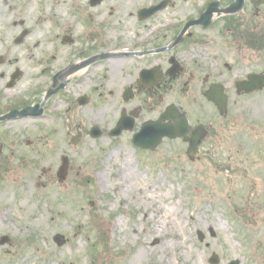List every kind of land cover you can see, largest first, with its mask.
<instances>
[{
	"label": "rangeland",
	"instance_id": "1",
	"mask_svg": "<svg viewBox=\"0 0 264 264\" xmlns=\"http://www.w3.org/2000/svg\"><path fill=\"white\" fill-rule=\"evenodd\" d=\"M158 1L107 0L91 12L88 0H0V58L4 60L0 63V73H6L8 78L19 70L15 88L27 101H36L51 85V75L54 77L76 58L85 57L81 52L106 51L123 35L130 44L142 43L140 36L147 29L136 20V11ZM207 1L171 0L172 6L149 18L150 26L161 27V44L170 35L164 28L194 18L204 10ZM57 7H61V17L53 25ZM108 7L112 14L105 13ZM118 9L125 10L122 22L115 21ZM48 16L51 17L44 21ZM62 20L64 25L59 26ZM100 20H107L112 26L104 23L100 27ZM252 25L256 28L252 29ZM24 31L26 35L21 42L15 43ZM151 32L154 29H150ZM259 36L264 39V4L256 14L247 2L242 12L217 17L206 31H196L190 43L185 39L183 54L190 60L197 59L200 64V59L206 60L207 67L214 71L213 80L227 85L225 90L233 109L243 108L242 121H259L257 129L252 131L254 135L244 137L247 143L253 142L262 155L264 89L251 95L240 94L242 97L234 90L235 79H242L251 71H264V43H260ZM107 40V44L103 42ZM170 55L161 60L165 71L174 66ZM130 62L128 60V68L118 72L111 71L107 60L85 68L89 73L87 77L71 79L64 90L44 103L46 119H27L19 125L13 121L0 126V143L6 155L0 159L3 163L0 237L6 235L10 239L9 243L0 244V264H121L124 256L139 246L148 250L157 248L161 235H150V222L145 220L143 211L127 201L115 200L113 183L119 179L121 164L128 158L134 172L140 175L132 181L135 192L145 189L151 196L146 184L161 185L157 198L160 204L173 203L181 213L193 216L191 221L186 220L185 230L190 236L191 249L204 264H212L208 259L213 255L218 259L217 264H228L232 260L238 264H264V182H260L261 189L255 194L258 184L252 179V170L244 169V165L236 161L242 157L233 155V135L223 137L231 151H226L227 145L222 149L213 142L211 146L204 145L199 160L194 162L176 140L164 139L157 149L142 151L132 147L131 132L117 138H109L107 134L98 139L88 136L89 127L94 123L106 130L114 125L115 113L123 104L109 91L117 92L120 84L124 86L135 76ZM187 68L195 67L188 62ZM187 68L184 73L177 71L171 80H166L172 82V86L167 85L163 102H179L182 95L187 97V92H183V80L191 78ZM198 82L201 84L200 80H195L187 88L198 90ZM74 93L90 97L89 104L77 107V102L72 101ZM135 97V103L130 105L140 110L143 117L156 116L159 104L156 97L144 90L138 91ZM54 100L58 102L56 112L48 109ZM185 100L189 103L191 99ZM204 101L199 98L196 102ZM76 136L78 141L72 143ZM64 156L68 159L69 172L64 182H58L56 171ZM235 163L238 164L234 166ZM102 173L108 185L103 191L97 180ZM212 198L221 200L219 209L210 202ZM4 210L8 211L2 213ZM232 210L241 224L248 225L245 237L248 238L249 231L253 241L239 240L230 231L229 242H226L222 230L214 227L219 219L229 223L234 216ZM117 218L123 221L125 233H131L132 243L122 244L119 240L112 228ZM16 229L23 233L20 230L14 236L12 232ZM199 231L204 235L202 240L198 238ZM56 234L63 236L64 243L60 246L54 241Z\"/></svg>",
	"mask_w": 264,
	"mask_h": 264
},
{
	"label": "flooded vegetation",
	"instance_id": "2",
	"mask_svg": "<svg viewBox=\"0 0 264 264\" xmlns=\"http://www.w3.org/2000/svg\"><path fill=\"white\" fill-rule=\"evenodd\" d=\"M220 5H225L231 0H219ZM134 5L135 3L132 2ZM99 5V4H98ZM170 6L171 4L170 1ZM91 6V5H90ZM119 11L116 13L115 21L122 22L124 17V9H118ZM256 14L259 13V8L255 9ZM108 13L112 14L111 8L108 11ZM201 13V12H200ZM200 14L198 13L194 18H197ZM137 20V19H136ZM139 21V20H138ZM214 22V21H213ZM211 22V25L213 24ZM139 23H143L146 25L147 32L140 36L142 39V44L140 46H137L133 48V55H125L122 53H117L115 56L110 58L111 62L115 61H123V65L120 69H118L115 72L121 71L123 69L128 68V60H130L131 64V70L132 73L135 74V76L132 79H128L127 83L123 87H129L131 88V91L136 92V96L138 94V83L139 79L137 77V74L143 70L148 69L151 70L150 72H154V76L151 79H148L147 86L145 89H143L148 95H151L152 97L160 98L164 97V93L166 92L167 85L169 87L172 86V82H166V80H171L173 78L170 76L162 67L161 60H163L166 55L171 54L170 57L174 58L178 63L179 67L181 68V71L179 74L184 73V68H187V63L189 62L191 66H194L192 70L190 68L186 69V72L188 75H190V79L187 78L183 80V86L184 90L183 92H187V97L182 95V98L179 102H175L176 107L178 110L184 114L188 119V129H187V138L191 134H195L197 131V128H199V132H206L207 134V141L203 142L199 147V153L201 150H204V145H210L213 144V142L217 143L218 148L222 147L223 145L226 146V151H231L229 147V144L224 142L223 137L233 135L234 136V149L235 153L233 155H237L242 158H237L236 161L239 163H242L244 165V169L252 170V178H260L258 181L264 182V154L260 155L258 153L259 151L256 150V145L252 143H247L245 140L244 135H254L252 131H255L258 127V120H250V122L247 120H244L242 117L243 114V108L237 107L236 110L233 109L232 104L227 106V109L224 113H220L216 106L210 102H196L197 99L204 98V92H205V85L208 87L215 83V80H213V70L208 69L206 60L200 59L201 64L197 59H189L187 56L183 54V44H179L172 49H169L165 51V48L169 45V43L172 41V39L179 34L181 31L182 24L178 26H173L172 28L169 27L167 29H164V31L169 32V38L167 39L164 44H161V27L157 26H150V20L140 21ZM211 25L208 27H191L189 30V36L186 38V42L190 43V41L193 39L196 31H206ZM246 25V24H243ZM247 26V25H246ZM249 27V26H248ZM256 28L255 25H252V29ZM150 29H154V32L150 33ZM247 31H251L250 29H246ZM259 39L261 40L260 43L262 44V36H259ZM126 37L122 36L118 39H116L117 43H122L119 45H116L117 47H130L132 44L128 43L126 41ZM257 44V43H256ZM163 49V50H162ZM94 50V49H93ZM96 51V50H94ZM160 51V52H159ZM82 54H85L86 56H90L92 54L87 52H81ZM4 60L0 58V63H3ZM111 64V63H110ZM210 64H212L210 62ZM200 66H204L205 68H201ZM227 68L228 65H225ZM199 68L202 69V71L198 70ZM111 71H114V67L112 65ZM11 75V74H10ZM13 75V74H12ZM7 78L6 73H0V126L1 125H7V123H12L13 121L18 123V121L22 120L23 117L16 114L18 111H20L24 106L30 105V103L24 101L23 95L20 90H17L15 88V83L17 79H12L13 76ZM201 76V77H200ZM195 80H200L201 84L199 86V89L191 88L188 89L187 87H190L191 83ZM142 83V82H141ZM178 86V85H177ZM137 89H134V88ZM204 88V89H203ZM122 89V88H121ZM182 91V90H179ZM76 93L72 94L74 99L76 101ZM121 93H118L116 97L120 99L122 104H126L127 107H122L120 111L125 108L128 113H136L137 117L141 115L140 110H136L135 107H133L130 102H125L123 100V95ZM242 97V96H239ZM186 98H189V103ZM136 99V97H135ZM205 99V98H204ZM185 101V102H183ZM135 103V100L132 101ZM187 103V104H186ZM193 104V107H192ZM80 107V106H78ZM166 107L161 105V112L165 111ZM245 110V109H244ZM246 112L248 110H245ZM9 115V116H7ZM7 116V118H5ZM3 117V119H2ZM255 121V122H254ZM252 122V123H251ZM258 122V123H257ZM226 124V126H224ZM251 131V132H246ZM230 133V134H229ZM180 142H184L185 140L179 139ZM0 147L2 152L0 153V159H3L5 157V150L4 145L0 143ZM213 152V149H209ZM224 151V150H223ZM225 152V151H224ZM14 158V156H13ZM232 158V157H231ZM251 163V164H250ZM2 164L0 160V170L2 169ZM235 163L234 166H236ZM240 167V166H238Z\"/></svg>",
	"mask_w": 264,
	"mask_h": 264
},
{
	"label": "bare ground",
	"instance_id": "3",
	"mask_svg": "<svg viewBox=\"0 0 264 264\" xmlns=\"http://www.w3.org/2000/svg\"><path fill=\"white\" fill-rule=\"evenodd\" d=\"M60 9L61 7H57V12L54 14L55 17H52L54 22L51 24L56 25L58 23L57 19L58 17H61V14L59 13ZM50 17H44V21H47ZM63 22L64 21L62 20L59 26H63ZM112 65L115 72L122 67L123 61L119 60L117 61V63L113 61L111 62L110 66ZM71 76L74 78L87 77L88 72H86L85 74L82 70H79ZM70 86L74 87L73 85ZM80 86H84V84L80 83ZM22 122H24L23 118L22 120L18 121L17 124L19 125ZM121 165L122 169L118 172L119 179H116V181L113 183L115 185V188L113 190L115 194V200L117 202L127 201L131 205H135L138 209H141L143 211L142 215H144L145 220L147 219V221L150 222V235H161V242L156 246L157 248H150L148 250L143 246H139L131 253H127L124 256L123 261H121V264H204L201 261L202 259L200 258V256L191 249V245H189L190 236L188 231L185 230L186 220L191 221L193 216H187L185 213H181L179 209L173 206V203H170V205L167 206H163L162 204H160L157 198H159L158 193L159 188H162L161 185L157 187V185L154 186L150 183L146 184V187L151 190L150 193L153 194L151 196L145 189L142 190L141 193H138L137 190V192H135L133 189L132 181L135 180V178H139V173L134 172L132 168V161L130 158L126 159V162L122 163ZM97 180L98 185L100 186L102 191L106 189V187H108V185L106 184L107 180L105 179L104 173L99 175ZM215 198L211 199V203H214L215 208L219 209L221 200L219 198ZM149 209L151 210L150 213L146 214L145 212ZM7 211L8 210H4L2 213H6ZM232 211L234 213V216L230 217V219L228 220L229 223H223L222 220L219 219L215 226L211 224L210 226L220 228L226 242L229 239L228 236H231V232H233V234L237 236L236 238H238L239 240H243L244 238L245 241H253L254 238L252 237V233H250L249 231L247 235L248 238L245 237V231L248 230V225L244 223L241 224L238 218L239 216L234 212L235 210ZM214 215L219 216L217 212H214ZM199 219H197V223H200ZM123 226L124 223L120 218L115 219L114 223H112V228L114 231H116V233H118L119 240L122 242V244H130L132 243L131 233H125ZM20 230L21 229H16L12 232V234L15 236L20 232ZM122 233L125 234L123 235ZM240 233L242 234V236L240 235ZM254 236L256 235L254 234ZM229 246L231 248H234L232 244H229ZM225 253L227 254L228 252L226 251Z\"/></svg>",
	"mask_w": 264,
	"mask_h": 264
},
{
	"label": "water",
	"instance_id": "4",
	"mask_svg": "<svg viewBox=\"0 0 264 264\" xmlns=\"http://www.w3.org/2000/svg\"><path fill=\"white\" fill-rule=\"evenodd\" d=\"M96 1L97 0H93L92 2L95 3ZM252 1L255 5H257L261 1H262V3L264 2V0H261V1L260 0H252ZM241 3H243V0H236L235 3H233L232 5H230L229 7L224 9L223 11L224 12H234V11L240 9V7L242 6ZM159 9H161L160 6H157V8L156 7H153L150 9L146 8L140 12L141 17L147 18V16H150L152 13H154L155 11H157ZM23 35H25V33L20 35V38L17 41H21V38L23 37ZM144 76H145V74L141 73V77H144ZM249 80H250L249 82L238 83V88H237L238 91H240V90L251 91V90H254L256 88L260 89L261 87L264 86V75H257L256 77L254 76L252 78L249 77ZM209 98L215 100L212 97H209ZM25 114H28V110L22 111V115H25ZM164 118H166V117H162L161 119L163 120ZM161 119H160V121H161ZM121 124H123V121L119 122V127L117 128V130L112 131L111 135H117L120 133V131L122 129V127H120ZM178 124H180V127L184 128V123L181 121V119H178ZM132 125H133V123L130 122V125L125 126V128L132 129ZM175 132H176V130L174 131V128L172 126H165L164 127L163 125L161 126L160 122H155L152 124L151 123H145V124H143V126H141L140 131L134 135L133 143L135 145H139L141 147H147V148L153 149V148H155V145H157L164 136H168L170 138L176 137ZM99 134L100 133L97 129H95L93 131L94 136H98ZM194 146H195V142L193 140H191L189 152H190V149L192 150V148ZM66 173H67V161L64 160L62 162V165L59 167V170L57 173L60 181L65 179ZM54 239L58 245H61L64 242L63 237L59 236V235H56L54 237ZM7 240H8L7 237H1L0 244L7 242ZM211 260L213 262L217 261V259L215 257H213V259H211ZM229 264H237V262L232 261Z\"/></svg>",
	"mask_w": 264,
	"mask_h": 264
}]
</instances>
